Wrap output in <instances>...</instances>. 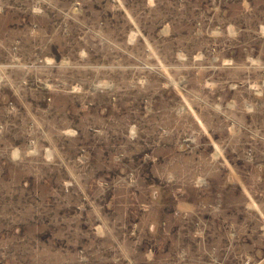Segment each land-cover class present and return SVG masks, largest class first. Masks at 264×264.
I'll return each mask as SVG.
<instances>
[{
  "label": "rangeland",
  "instance_id": "374dc122",
  "mask_svg": "<svg viewBox=\"0 0 264 264\" xmlns=\"http://www.w3.org/2000/svg\"><path fill=\"white\" fill-rule=\"evenodd\" d=\"M0 264H264V0H0Z\"/></svg>",
  "mask_w": 264,
  "mask_h": 264
}]
</instances>
